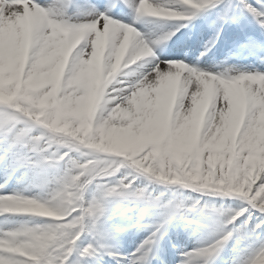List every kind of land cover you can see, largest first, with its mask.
Returning a JSON list of instances; mask_svg holds the SVG:
<instances>
[{
    "label": "snow or ice",
    "instance_id": "6c2138e0",
    "mask_svg": "<svg viewBox=\"0 0 264 264\" xmlns=\"http://www.w3.org/2000/svg\"><path fill=\"white\" fill-rule=\"evenodd\" d=\"M124 8L131 9L133 23L142 17L189 23L203 19L213 35L200 57L192 62L193 66L161 60L155 55V49L170 40L175 32L145 43L132 24L118 18ZM226 28L234 29L237 53L255 56L264 65V0H101L98 5L84 7L75 5L73 0H62L55 12L52 7L41 6L37 0H0V95L4 97L0 100V164L12 172L20 168L59 172L50 182L47 199L26 197L22 193L0 195V216L27 213L36 218H52L42 225L28 221L12 228H8L5 221L4 228L0 229V264H88L89 258L102 264L105 256L111 257L115 264H152L154 249L159 250L165 226L177 216L186 218L198 202H192L190 208H185L183 202L164 205L169 211L163 223L155 226L130 260H122L103 239L100 200H89L86 195L87 186L97 177H116L119 169L131 171L109 184L99 185L103 197L144 198L146 189H137L135 181L140 176H148L170 185L210 189L243 202L239 211L221 213L227 217L226 225L234 224L238 217L248 213L247 221H241L239 229L226 230L209 247L185 254L180 264H191L193 255L207 257L205 264H211L213 255L234 237H250L259 243L258 256L243 264H264V150H261L264 145L260 144L258 135V129L264 127V73L239 71L228 76L227 72L212 74L214 69L198 67L200 59L223 38ZM75 36H82L78 44L82 48L76 46L70 54L71 62L69 59L66 68L69 75L73 65L88 60L82 49L92 53L98 40L104 42V58L120 70L151 57L145 71H138L144 67L142 63L128 73L139 82H132L127 88L121 86L119 99L109 105V110L117 104L123 106L129 113L124 125L131 130L138 131L142 127L140 117L146 111L142 92L147 88L156 90L159 81L172 78L171 95L167 91L163 93L165 101L160 109L162 112L171 110V122L163 137L133 145L130 151L113 146L102 149L99 142L85 147L76 140L60 138L64 134L61 129L43 119L47 113L44 101L48 95L54 97L56 89L53 87L52 93L41 99L33 94L31 81L42 68L52 67L47 62L57 48L67 45ZM209 79L216 82V88L198 130L199 138L191 142L186 154L178 156L175 145L182 139L188 142L190 136L183 128L181 115L189 113L197 97L207 91ZM155 94L154 91L153 99ZM134 101H141L140 113ZM55 145H63L68 150H93L83 153L92 158L91 164ZM217 148L226 159L211 168L205 162L201 169L200 153L208 161L209 151L215 153ZM98 153L121 159L108 160L101 167ZM93 167L94 171L77 178L86 168ZM113 183L115 186H110ZM158 202L159 198L145 199L147 207H156ZM40 209L44 214H37L36 210ZM257 211L259 222L253 226L251 218ZM88 237L91 239L84 245ZM73 255L78 257L76 261L71 259Z\"/></svg>",
    "mask_w": 264,
    "mask_h": 264
},
{
    "label": "rangeland",
    "instance_id": "374dc122",
    "mask_svg": "<svg viewBox=\"0 0 264 264\" xmlns=\"http://www.w3.org/2000/svg\"><path fill=\"white\" fill-rule=\"evenodd\" d=\"M37 2L45 7H52L53 11L55 12V8L59 6L62 3V0H37ZM101 0H73V3L75 5L84 7L88 4H99ZM71 14V13H69ZM118 18L122 19L125 23H130L132 26H134L138 32L141 33V38L144 39L145 43H148L150 40H155L156 38L163 36L164 34L168 32H175V35L171 37L170 40L165 41L162 45H160L158 48L155 49V55L159 56L161 60H167L172 62H183L188 63L189 66H193L192 62L196 61L198 57H200V54L202 51H204V45L207 44V42L212 38L213 32L208 27V23L203 19H195L191 23L188 21H178V20H168L161 17H142L138 22L133 23V14L131 9L124 8L123 12L118 16ZM72 22H75L74 20ZM250 23V22H249ZM187 24V27H181V25ZM252 28H254V24H250ZM179 28V31L176 29ZM205 31H210V34L206 33ZM234 29L232 28H226L225 32L222 34V39L220 42H218L217 46L210 52L207 53V55L200 59L198 67L201 70H209L214 69L212 74H220L227 72V75H233L239 71L244 72H254L259 71L264 73V65L260 63V61L255 57L248 54H244L247 57H244V59H248L251 61V64L249 65H243L240 67H233L235 70H231L228 72L227 70H222L220 68L221 61H228V54L233 53L236 54L235 57H238L239 55L244 56L243 54H237L234 48V45L236 43V40L233 37ZM189 38L191 41L189 42ZM82 39V36H75L73 37L70 42L67 45H60L55 54L54 61L52 58L49 60V64L52 65L51 68H48L45 66L42 68L32 79L31 81V87L34 90V95H38L41 99L44 98L45 95L48 93H52L53 87H55L56 92L55 96L48 95L47 100L44 101L43 108L47 112L54 113L56 120L58 122H64L63 125H72L73 123L77 124L78 127L75 129L81 130L82 135L80 136V139H84L88 136H90L92 133H95V135L99 138L98 142L101 144V148H107L109 147V143L106 142L104 133L102 129H98V126L94 125V118L95 114L97 113V109L99 106V96L102 91V85H103V78L106 76V65L104 63V42L101 40H98L96 43V50H95V57L92 61L89 63L80 66L78 71L76 72V76L74 81L72 82V89L77 86H83V103L81 108L77 107H70V108H64L61 102V95L62 92L67 89V84L65 83L64 79V73L67 68V62L70 58V54L72 50L78 46ZM83 44V42H82ZM227 44H232L231 48L229 50H226ZM151 46V45H150ZM82 48L81 46H78V49ZM83 54L85 57L88 55V49L83 48L82 49ZM175 52H181L182 54L179 55V53ZM222 54L224 56L222 57ZM221 55V58H217V56ZM238 55V56H237ZM233 56V55H232ZM234 57V58H235ZM151 59V57H144L141 61H137L136 64H131L127 68H122L121 70L118 67H114V71H119L117 75V80L120 82L117 86L118 87H125L127 88L130 86L132 82L138 83L139 81L136 80V77L134 75H129L128 73L133 70L137 69L138 65L144 64V67L138 68V71L143 72L145 71L147 67V62ZM247 60V61H248ZM241 61V60H239ZM253 61V63H252ZM71 62V58H70ZM255 62V64H254ZM48 63V62H47ZM168 92L169 95H171L172 91L169 90H162L155 94V98L153 99L154 91L148 92L146 94V91H143L141 94V97H146V99H150L151 103L153 102L154 108L157 111V122L158 127L155 129L151 128L149 130H142L138 133H136V138L139 141H136V143H127V144H119L116 145V147L123 149L124 151H130L131 147L133 145H137L140 143H143L145 141H150L157 137H163L167 131L168 126L170 125V120H167V116L171 115V110L169 108L168 111L162 112L161 106L164 104L165 97L163 93ZM214 93L210 94L209 98L207 99V102L204 105H201L200 103L195 102L193 105V109L187 113L186 115L182 114L183 120L185 123H183V128L187 129L190 132V136L187 138L188 142H184L182 139L181 142L177 143L175 145V149L178 156H182L186 154L191 147L192 141H197L199 137H197L196 131H195V124L196 121H200L202 123L203 119L206 116L207 108L210 103V99ZM4 97L0 95V100H3ZM135 106V105H134ZM155 113V114H156ZM168 113V114H167ZM171 117V116H170ZM261 129L264 130V127H261ZM42 131H47L44 129H41ZM65 135H70L71 132L65 133L64 130H61ZM51 134V133H49ZM58 146V145H55ZM114 147V145H112ZM63 151H69L71 155H76L84 160H91V157L84 156L83 153L90 152L93 150L81 148L80 151H77L75 148L68 150L62 148ZM205 151H209L208 149H205ZM79 153V155H78ZM223 153L220 148H217L216 152L213 153L212 151H209V156L212 155H218ZM116 154V153H112ZM99 157H102L103 159L99 160V165L103 164L104 162L108 160L113 159H121L119 157H114L110 154L105 153H98ZM203 158V153H200V160ZM0 168H5L3 164H0ZM24 170H26L24 168ZM126 171V169H124ZM10 171V170H9ZM5 171V172H9ZM26 172V171H25ZM26 175V180L18 184L16 186H13L15 188L16 193H22L26 197H35L38 196V193L33 192V190H36L39 187H47L50 191V182L59 175V172L57 170L52 169V173L49 175V178H42V179H36L29 178V175ZM16 179V176H15ZM151 179V178H149ZM157 181V180H155ZM102 184V183H100ZM98 185V184H97ZM165 188V194H169L170 197L166 201L164 205L169 204V202H172L173 204L180 202L178 197L181 191H187L188 188L183 187L182 185H170L165 182L162 184ZM138 189V188H137ZM191 192H196L201 195H207V196H217L221 199H235L233 197H226L222 194H216L210 191H206L204 189L202 190H195V189H189ZM49 193V192H48ZM212 193V194H211ZM0 195H8L6 194L2 189H0ZM98 195V194H97ZM176 195V196H175ZM101 197V215H100V224H101V233L103 235V239L110 240H118L119 235L122 233V231H132L139 229H142L144 226H146V222L149 218H151L150 226L148 228L149 231H153L155 226L158 224L163 223L164 219L166 218V213L169 211L164 207L162 204V199L159 197L158 206L156 207H147L145 200L136 199L133 197H129L128 199H124L121 196L113 195L111 197L104 198L103 195ZM151 193L146 196V198H150ZM178 199H177V198ZM47 198H49L47 194ZM46 198V199H47ZM145 198V199H146ZM44 198H42L43 200ZM152 200H156L151 198ZM106 200V201H105ZM193 201V200H192ZM192 204V203H188ZM126 205V209L123 210L125 213H130L128 216L123 217V219H118V214L116 215L115 219L112 220L109 215H111L113 212H118L122 206ZM131 205H134L137 207V212H133L131 209ZM191 206L187 207L190 208ZM130 210V211H129ZM37 214H44V210H36ZM152 213L151 215L144 216V214ZM164 213V216H160ZM190 213H193L195 217V226L199 225L200 223L202 227H200L203 230V235L199 239L198 242H196V247H198L200 250L205 249L209 247L211 244H213L221 235L220 231H214L215 229V218L213 212H209L208 210H205L197 204V207L195 210L188 212L186 216ZM51 217H44V218H36L32 217L30 214L27 213H8L3 216H0V229H3L5 226V221H7V227L9 228V225L12 223H24L31 221L34 224L42 225L44 222L51 221ZM140 221V222H138ZM234 224H230L227 226L228 229L232 230ZM215 237V238H214ZM138 239L143 238L142 232H140L137 236ZM164 238L160 241L163 242ZM83 239V237H82ZM91 239V237H88L87 239H84V245L88 243V240ZM137 239V240H138ZM134 241L132 244L134 245L138 241ZM170 244L172 241H169ZM106 243V242H105ZM168 245L167 242H163V246ZM187 248H195V247H186L182 250H187ZM180 250V249H179ZM220 258L216 259L219 262L217 264H228V259L233 258L234 256H237V252H231V249L228 248V242L226 245L221 248L220 250ZM248 253V251H247ZM118 256L120 253H116ZM259 253L255 252L254 250H251L248 255V260H254L256 256H258ZM246 255V257H247ZM244 257V258H246ZM110 258V257H109ZM107 260L106 257H103L102 264H115L111 259ZM178 258V257H177ZM73 261H76L78 257L76 255H73L71 257ZM156 260V259H155ZM174 262H177L175 260ZM88 264H97V261L95 258H89ZM152 264H160L156 261H152Z\"/></svg>",
    "mask_w": 264,
    "mask_h": 264
},
{
    "label": "bare ground",
    "instance_id": "6f19581e",
    "mask_svg": "<svg viewBox=\"0 0 264 264\" xmlns=\"http://www.w3.org/2000/svg\"><path fill=\"white\" fill-rule=\"evenodd\" d=\"M206 33L210 34V31H205ZM191 41V39L189 38V42ZM232 44H227L226 46V50H229L231 48ZM175 53H179V55H181V52H175ZM237 53V52H236ZM239 54V53H237ZM246 54V53H244ZM243 54V55H244ZM228 61H221L220 63H222L220 65V68H222V70H227L228 72H230L231 70H235V68L233 67H240L243 65H249L251 64V61L248 59H244V57L247 56H241V55H237L238 57H235L236 54L230 53L228 54ZM233 55V56H232ZM56 54L53 55L52 60L54 61ZM224 56V54H222V57ZM219 57L221 58V55L217 56V58L219 59ZM235 57V58H234ZM241 60V61H239ZM248 60V61H247ZM49 63V61H48ZM253 63V61H252ZM255 64V62H254ZM173 81L172 78L170 77H165L164 79H162L161 81H159V88L156 90H153L151 88H147L144 91H146V94L152 91H155L156 93L162 91V90H169L172 91L171 85H172ZM215 88H216V82L212 81L211 79H209L207 81V91L197 97L196 102L200 103L201 105H204L207 102V99L209 98L210 94L215 92ZM143 104H144V108L146 109V111H143L141 113V120L143 121L142 123V127L139 129L140 131L142 130H149L151 128L155 129L156 127H158V122H157V111L154 108V104L153 102L151 103L150 99H146V97H141ZM140 103L141 101H134V107L137 109L138 113L141 112L140 109ZM156 113V114H155ZM168 114V113H167ZM96 115V114H95ZM171 115L167 116V120L171 121ZM183 116H181V119L183 121V123H185V121L182 118ZM129 118V113L124 111L123 113H121L120 115L117 116L116 118V123H108L104 126H98V129H102L103 133H104V137L107 143H109V146L114 145V147H116V145L119 144H131V143H136V141H139L136 137V133L139 132L138 131H134L131 130L129 128H127L126 125H124V121L127 120ZM200 121H196L195 124V131L198 137V130L200 128ZM5 168H0V189H2L6 194L8 195H12L15 194V188L13 186H16L18 184L23 183L27 178L26 175H29V178H31L33 176V178L36 179H42V178H49V175L52 173V169H43V170H32V169H26L24 170V168H20L14 172L9 171V172H5ZM26 171V172H25ZM16 176V179H15ZM33 192L38 193V196H40L41 198L46 199L47 198V194L49 192V188L47 187H39L36 190H33ZM126 209V205L122 206L121 209L118 212H113L111 215H109V217L114 220L116 215L118 214V219H123V217H127L128 214L130 213H125ZM133 212H137V207L134 205H131V209ZM129 210V211H130ZM168 213V212H167ZM166 213V215H167ZM151 215L152 213H148V214H144L145 218L146 216ZM150 221L151 218H149L147 220V222L145 223L146 226H144L142 229H139L138 231L136 230H126V231H122V233L119 235L118 240H112V242L110 240H106V244L108 247L112 248L115 253H120L119 258L122 260L128 259L130 260L131 257L136 254L137 249L139 247V245L141 243H143L144 240H146L148 238L149 235H151V231L148 230L149 226H150ZM195 217L193 215V213H190L186 216V218H182L180 216L175 217L174 219H172L166 226L164 229V241L168 243V245L163 246V242H160L159 244V250L154 249V256L155 259H153L152 261H156L157 263L161 264V261H163V264H180L181 259L185 256V254H192V253H197L200 251V249L194 245H196V242L199 241V239L202 237L203 235V230L200 228L202 227L200 223L199 225L195 226ZM19 224H21V222L19 223H12L11 225H9V228L12 227H16ZM142 232L143 234V238L142 239H138L137 236L138 234ZM138 239V240H137ZM138 241L137 243H135L134 245L132 244L134 241ZM169 241H172V243L170 244ZM186 247H195V248H187V250H182ZM180 249V250H179ZM220 251H218L215 255H213V257L211 258V264H217L219 262V260L217 261L216 259L220 258ZM108 260V256H105ZM178 257V258H177ZM111 259V257L109 258ZM112 260V259H111ZM175 260L178 261L174 262ZM208 260L207 257L204 256H199V255H193L191 257V264H205V261ZM113 261V260H112ZM115 261H113L114 263Z\"/></svg>",
    "mask_w": 264,
    "mask_h": 264
},
{
    "label": "trees",
    "instance_id": "16d2710c",
    "mask_svg": "<svg viewBox=\"0 0 264 264\" xmlns=\"http://www.w3.org/2000/svg\"><path fill=\"white\" fill-rule=\"evenodd\" d=\"M73 94H69L68 91H64L63 95L61 97L62 100V104L65 108H70V107H77L80 108L82 106V88L81 87H77L72 89ZM61 130H64L65 133L68 134V132H71L69 136H78V138L80 139L81 137V132H76L70 125H62L60 127ZM258 135L260 138V144L264 145V130L259 128L258 129ZM57 147H61L63 148V145H58ZM261 150H264V147H262ZM79 155V154H78ZM74 158H77L78 156L76 155H72ZM226 156H224L223 153L218 154V155H212L209 156L208 161H205L203 159V161H200V168H203V164L205 162H207L209 164V167H215L218 164H221L222 159H225ZM81 160H84L82 158H80ZM89 163V162H86ZM105 164V162L103 164H101V167H103ZM126 171H130L127 170ZM126 173L123 172V169H119L118 174L116 175V177H110V176H102V177H97L96 180L94 182H92L91 184H89L87 186V191H86V195L87 198L89 200L91 199H98L100 200V197L97 196L98 192H101V194H103L102 190L99 188V185H106L109 184V181H113L116 180L118 178H122V175ZM137 175H139L137 173ZM150 177L147 176H140L139 179H137L135 181V186L143 189H146L145 195L147 194L148 191L153 192L156 195H160L161 193H165L166 188L162 185L163 182L162 181H158L156 178L152 177L151 179H149ZM157 180V181H155ZM102 183V184H100ZM98 184V185H97ZM110 186H115V183L111 184ZM190 188H188L187 191H181V193L179 194V197L181 202L183 200L187 201V202H193V201H197L201 207L206 208L207 210L214 212V216L216 218L217 224L221 227L222 226V222L227 219L226 216L221 215V213H227V212H235V211H239L240 206H241V202L234 200V199H221L219 197H215V196H201V195H196L193 194L190 190ZM210 190V189H207ZM211 191V190H210ZM220 194V193H217ZM193 200V201H192ZM186 202V203H187ZM186 203L183 202V204L185 205ZM248 213H244V215L238 217V219L234 222V227L235 228H240V222L241 221H247L248 218ZM257 217H259L258 215H254L252 216V225L254 226L256 223L259 222V220L257 219ZM259 246V243L256 242L255 240H253L252 238L248 237V238H244V239H239L236 246L233 247V250H237L241 256L244 255V253L246 251H248L250 248H255ZM242 258V257H241Z\"/></svg>",
    "mask_w": 264,
    "mask_h": 264
},
{
    "label": "clouds",
    "instance_id": "9594fccd",
    "mask_svg": "<svg viewBox=\"0 0 264 264\" xmlns=\"http://www.w3.org/2000/svg\"><path fill=\"white\" fill-rule=\"evenodd\" d=\"M75 51V48L72 50ZM95 50H93L92 53L88 54V60L87 61H79L77 64L73 65L71 71V75L68 74V71H65L64 73V79L67 77V89L69 94H73L72 91V79L73 76L76 74L80 66H83L90 61L93 60L95 57ZM71 58V57H70ZM69 58V59H70ZM104 63L106 65V76L103 78V85H102V91L99 96V106L97 109V113L94 118V125L95 126H102L106 125L108 123H116V118L118 115L124 112V108L121 104H117L115 108H112L109 110V105L116 99H119V94L121 93L122 89L118 87L117 85L120 83L116 78L119 73V71L109 70L114 69L115 66L111 64V62L104 58ZM115 94V95H114ZM43 119L47 120L49 124L55 125L57 128H60L64 122H58L56 120V117L54 113L47 112ZM71 127L75 130L78 125L73 123ZM60 138H67L78 141L80 144H83L85 147H87L89 144H95L98 142L99 138L95 135V133H92L90 136L79 139L78 136H69L65 134H61ZM91 164V162H89ZM95 168H86L85 173H81V176L77 177L78 179H81L84 175L87 174V172L94 171ZM103 171V169H101ZM86 183V181H85Z\"/></svg>",
    "mask_w": 264,
    "mask_h": 264
}]
</instances>
